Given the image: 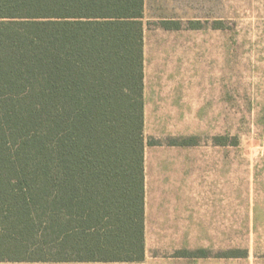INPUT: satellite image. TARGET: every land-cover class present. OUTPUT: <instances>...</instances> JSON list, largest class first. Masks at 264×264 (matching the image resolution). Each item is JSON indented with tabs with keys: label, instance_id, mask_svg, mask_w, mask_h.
<instances>
[{
	"label": "trees",
	"instance_id": "1",
	"mask_svg": "<svg viewBox=\"0 0 264 264\" xmlns=\"http://www.w3.org/2000/svg\"><path fill=\"white\" fill-rule=\"evenodd\" d=\"M144 17L145 0H0V261H144L145 149L161 143Z\"/></svg>",
	"mask_w": 264,
	"mask_h": 264
},
{
	"label": "rangeland",
	"instance_id": "2",
	"mask_svg": "<svg viewBox=\"0 0 264 264\" xmlns=\"http://www.w3.org/2000/svg\"><path fill=\"white\" fill-rule=\"evenodd\" d=\"M162 21L181 24L179 60L215 102L206 134L194 137L195 156L237 195L238 220L236 230L206 231L205 246L180 250L204 259L177 260V249L153 254L168 264H264V0H147L146 33H162Z\"/></svg>",
	"mask_w": 264,
	"mask_h": 264
},
{
	"label": "crops",
	"instance_id": "3",
	"mask_svg": "<svg viewBox=\"0 0 264 264\" xmlns=\"http://www.w3.org/2000/svg\"><path fill=\"white\" fill-rule=\"evenodd\" d=\"M146 4L147 0L145 12ZM181 29L164 28L156 36L145 31V135L161 143H147L145 149L144 261L6 260L0 264H168L166 257L155 256L153 251L203 247L206 231L237 229V195L231 189L222 190L220 175L204 172L205 161L200 163L195 156L200 144H168L170 139L204 136L205 118L215 116V102L206 99L205 80L197 77L189 63L179 60Z\"/></svg>",
	"mask_w": 264,
	"mask_h": 264
}]
</instances>
